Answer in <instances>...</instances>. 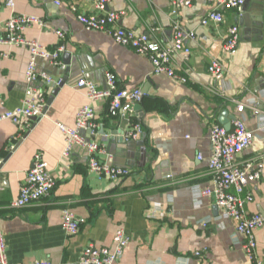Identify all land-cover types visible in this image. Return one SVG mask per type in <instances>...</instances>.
Masks as SVG:
<instances>
[{
	"label": "crops",
	"instance_id": "1",
	"mask_svg": "<svg viewBox=\"0 0 264 264\" xmlns=\"http://www.w3.org/2000/svg\"><path fill=\"white\" fill-rule=\"evenodd\" d=\"M6 1L0 0V33L12 14L33 15L46 26L30 25L24 36L48 50L62 44L63 52L71 54V71L55 95L56 84L44 80L32 84L33 95L44 99L46 108L35 120L0 122V230L8 263L49 260L52 264H79L87 244L113 247V234L122 227L129 240L117 264H253L242 247L243 237L236 232L235 221L222 216L213 197H197V193L214 183L207 166L209 128L219 123L221 111L237 116L238 102L264 91V0L247 2L251 29L246 33L244 11L239 18L234 9L223 8V22L201 25L200 19L213 2L190 0L191 6L181 10L180 20L184 27L195 30L196 39L190 42L187 61L179 54L173 60L177 73L187 79L184 83L154 74L146 55L118 44L105 32L87 30L77 14L92 12L91 0H66L60 5L53 0H13L12 7ZM259 3L263 4L261 21L256 19ZM107 9L124 12L118 21L121 27L147 33L163 44L171 39V0H109ZM234 24H239L242 34L236 54L228 56L222 45ZM213 56H219L225 67L220 82L208 71ZM29 57L28 47L0 42V112L23 103ZM59 60L60 66L40 58L37 67L62 79L61 55ZM107 72L115 74L119 88L139 87L148 92H143L140 102L143 114L133 111L125 116L142 127L135 140H110V131L118 127L122 115L109 116L106 100L90 101L85 90L75 86L84 76L104 87ZM87 103L95 110V127L83 133L106 144L113 163L128 167L129 176L116 181L97 177L87 167L85 150L78 146L63 156L65 136L58 123L73 126L76 110ZM258 107L264 114V104ZM243 115L255 135L251 147L235 161L242 165L252 160L261 168V178L248 186L253 200L246 208L264 215V131L258 130V116L250 108ZM37 153L47 162L55 187L47 197L13 207L11 202ZM199 153L202 159L197 157ZM195 198L201 200L199 207ZM65 209L81 220L75 234L63 229ZM157 210L156 216L146 215ZM255 237L256 253L264 258V226L255 231ZM197 251L202 253L197 255Z\"/></svg>",
	"mask_w": 264,
	"mask_h": 264
},
{
	"label": "built area",
	"instance_id": "2",
	"mask_svg": "<svg viewBox=\"0 0 264 264\" xmlns=\"http://www.w3.org/2000/svg\"><path fill=\"white\" fill-rule=\"evenodd\" d=\"M66 0H53L54 4L60 5ZM93 11L90 13L77 14L78 21L87 30H97L108 34L115 42L120 45L128 46L139 54L146 55L151 64L154 74H165L179 82H186V77L177 73L173 66L174 57L179 54L183 61H187L191 54L190 42L196 39L194 29H189L181 24L180 13L183 8L190 7V0H171V39L163 44L147 33L138 32L134 29L124 28L118 25L123 11L107 9L109 0H91ZM213 2V7L200 19L199 24L207 25L210 23L220 24L224 20L223 8L234 9L239 18L243 14V6L246 0H208ZM13 0H7L6 5L12 7ZM71 9L76 10L74 4ZM37 25L45 28L46 22L39 17L27 14H12L3 24V31L0 33V42L11 43L14 45H24L28 47L30 57L25 69V81L27 88L25 99L21 106L0 112V122L9 120L13 123H20L24 119L38 117L44 108L45 101L35 97L33 83L37 80L58 85L60 78L55 79L44 70H39L37 60L44 59L53 65H61L59 56L64 51V45L60 44L52 50H48L35 40L27 39L24 30L30 25ZM62 37L60 32H57ZM241 27L239 24L231 25L227 30V35L223 40V52L228 56L236 54L241 38ZM208 71L213 80L220 82L223 79L225 67L219 56H213ZM75 86L84 89L90 101L108 102L109 116L131 115L136 103H140L144 93L139 87L132 89L119 88L116 76L112 72L105 74V86L99 87L98 84L84 76L77 79ZM223 94V90L218 88ZM1 100V96H0ZM261 101V102H260ZM264 104V91L252 98L240 101L236 105L237 116L231 120V127L226 130L221 124L213 123L209 128L210 154L207 158L209 173L213 178V185L206 186L197 193V197L211 196L215 204L221 209L222 216L231 218L235 221L236 232L243 237L242 247L251 259L253 264H264V258L256 253L255 231L264 226V215L259 212H249L246 208L253 200V193L248 186L257 182L261 178L262 170L249 160L242 165L236 163V156L249 149L254 139V130L250 129L243 113L246 108L258 116V130L264 131V114L258 107ZM95 110L90 103L80 106L75 112L73 126L58 123V127L65 136L63 156H68L75 146L85 150L87 156V167L89 171L95 173L101 179L116 181L131 174V170L125 166L113 163L112 156L106 152V144L100 140L87 138L84 130H93L95 127ZM128 127L125 129L124 139L126 141L135 140L142 132V127L138 122H131L128 119ZM28 127V126H26ZM22 135V134H21ZM20 135V136H21ZM105 156L101 159L100 156ZM199 159L203 155L198 154ZM2 174L0 172V184ZM55 178L48 168L47 162L42 154L37 153L32 161V165L27 170L25 178L20 186L18 196L11 202L13 207H24L30 205L41 198L47 197L55 187ZM195 205L199 207L200 198H195ZM167 208V211H170ZM165 212V211H164ZM156 211H147V216H156ZM80 219L71 211L65 209L62 215V226L69 235L75 234L79 230ZM206 222H203L205 225ZM129 240L128 235L122 227L115 230L112 242L113 247L96 246L92 242L83 249L79 264H117L125 246ZM202 252H195L199 255ZM0 264L8 263L6 257V244L3 232L0 230ZM17 264H52L49 260H33L27 263Z\"/></svg>",
	"mask_w": 264,
	"mask_h": 264
},
{
	"label": "water",
	"instance_id": "3",
	"mask_svg": "<svg viewBox=\"0 0 264 264\" xmlns=\"http://www.w3.org/2000/svg\"><path fill=\"white\" fill-rule=\"evenodd\" d=\"M248 1L249 0H246L245 4L243 6V11H244V15L243 16H246V22H245L246 27L243 30L244 33H246L247 31H249L251 29V20L249 18V14L247 13V10H246V5H247ZM262 5H263L262 3H259V13L256 16V19L260 20V21H261V17H260L261 7H263ZM61 60H62L63 66H64L65 75L61 79V82L53 90V92H52L53 95H55V93L57 92L58 88L61 87L67 81L69 72L71 71V54L69 52H67V51L62 52L61 53ZM49 66H51V65H49ZM52 67L53 66H51V68ZM143 92L144 93H148L146 90H144ZM51 99H52V96L47 100L46 107L50 103ZM45 109L46 108H44V110ZM133 109H134L135 112H137V114H139V116H141L143 114L141 103H136L134 105ZM233 118H234V116L229 114V112L226 109H224L223 111H221V114H220V116L218 118V121L226 130H229L230 127H231V120ZM32 119L35 120V117H32ZM127 123H128V119L124 115H122L121 118H120V123H119L118 127L115 128V129H112L110 131L109 139L110 140L117 139L119 142H124V140H125L124 139V135H125V129H126V124ZM21 140H19L16 143V145L12 148L11 151H13L15 149V147L21 142ZM11 151L8 153V155L6 157H8L11 154Z\"/></svg>",
	"mask_w": 264,
	"mask_h": 264
},
{
	"label": "rangeland",
	"instance_id": "4",
	"mask_svg": "<svg viewBox=\"0 0 264 264\" xmlns=\"http://www.w3.org/2000/svg\"><path fill=\"white\" fill-rule=\"evenodd\" d=\"M255 72H256V68H255ZM258 74V73H257Z\"/></svg>",
	"mask_w": 264,
	"mask_h": 264
}]
</instances>
